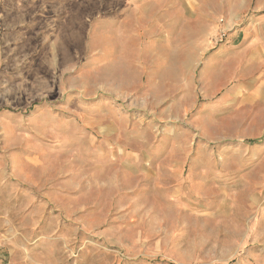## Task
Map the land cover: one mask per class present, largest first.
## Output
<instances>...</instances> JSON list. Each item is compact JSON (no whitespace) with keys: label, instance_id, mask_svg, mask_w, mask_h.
I'll list each match as a JSON object with an SVG mask.
<instances>
[{"label":"rangeland","instance_id":"1","mask_svg":"<svg viewBox=\"0 0 264 264\" xmlns=\"http://www.w3.org/2000/svg\"><path fill=\"white\" fill-rule=\"evenodd\" d=\"M257 2L0 0V264L263 262Z\"/></svg>","mask_w":264,"mask_h":264},{"label":"crops","instance_id":"2","mask_svg":"<svg viewBox=\"0 0 264 264\" xmlns=\"http://www.w3.org/2000/svg\"><path fill=\"white\" fill-rule=\"evenodd\" d=\"M237 36L241 37V42H250V47H256L259 53L264 54V0H258L256 12L250 19V23L236 34ZM249 65L251 66V64ZM262 260V263H253L250 259L248 263L244 264H264V258Z\"/></svg>","mask_w":264,"mask_h":264}]
</instances>
